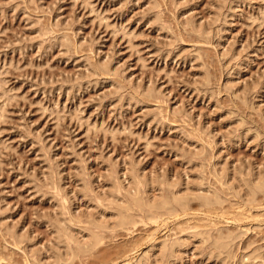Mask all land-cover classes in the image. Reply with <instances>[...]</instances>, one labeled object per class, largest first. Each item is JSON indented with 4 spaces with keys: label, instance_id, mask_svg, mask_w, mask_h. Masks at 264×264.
I'll return each mask as SVG.
<instances>
[{
    "label": "rangeland",
    "instance_id": "374dc122",
    "mask_svg": "<svg viewBox=\"0 0 264 264\" xmlns=\"http://www.w3.org/2000/svg\"><path fill=\"white\" fill-rule=\"evenodd\" d=\"M261 178L264 0H0V264H264Z\"/></svg>",
    "mask_w": 264,
    "mask_h": 264
},
{
    "label": "bare ground",
    "instance_id": "6f19581e",
    "mask_svg": "<svg viewBox=\"0 0 264 264\" xmlns=\"http://www.w3.org/2000/svg\"><path fill=\"white\" fill-rule=\"evenodd\" d=\"M258 179H260V178H258ZM263 187H264V179H262L261 181L257 182L253 187L251 186L252 190L250 189V191H252L253 194H254L258 190L259 191L260 190H263ZM249 194H251V193L249 192ZM183 200L184 199L181 198V197H174L173 199H168V198H154V199H152V200H150L148 202L146 201V203H145V202L141 201L139 197H136L135 196L133 198V202H127V200L125 202V199H124V201L122 200L123 202L120 201L122 203H119L117 205V207H116L117 215L115 217L118 216V221L117 222H118V224L120 226H129L128 224H131V223H133V222H135L137 220V216L140 217L141 219H143L144 216L145 217H147V216L150 217L149 219H151L153 217V219H156L158 221L157 218H159V217H161L163 215L170 214V212H172V210H174L177 206L181 205L184 202ZM214 200H215V198H214ZM205 201L207 202V200H205ZM167 216L169 217L170 215H167ZM174 216H176V215H174ZM165 217L164 218H161V219L165 220ZM94 227H96V226H94ZM91 234H92V239H91L92 240V243L94 245H95V243H99L100 240L98 241V238H99L98 237V234H97V232L94 229H92ZM63 235H65V234H63ZM229 238H231V236ZM216 244L221 249L228 247L227 246L228 245L227 237L225 238L224 236L222 237L220 235L217 238V240H216ZM70 255L71 256H74L75 255L74 250L70 253Z\"/></svg>",
    "mask_w": 264,
    "mask_h": 264
}]
</instances>
